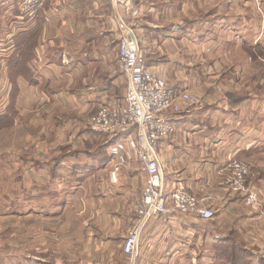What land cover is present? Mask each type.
I'll use <instances>...</instances> for the list:
<instances>
[{"label": "crops", "instance_id": "1", "mask_svg": "<svg viewBox=\"0 0 264 264\" xmlns=\"http://www.w3.org/2000/svg\"><path fill=\"white\" fill-rule=\"evenodd\" d=\"M119 23L170 89L203 98L172 115L157 151L167 191L184 185L216 211L154 217L132 264H226L229 246L264 264V0H128L116 13L46 0L33 19L0 0V36L16 45L0 73V264L130 263L121 245L145 179L132 162L113 184L110 138L87 125L124 102ZM233 161L251 167L259 209L220 185Z\"/></svg>", "mask_w": 264, "mask_h": 264}, {"label": "built area", "instance_id": "2", "mask_svg": "<svg viewBox=\"0 0 264 264\" xmlns=\"http://www.w3.org/2000/svg\"><path fill=\"white\" fill-rule=\"evenodd\" d=\"M16 8L24 17L33 19L46 0H2ZM115 11L128 4V0H110ZM15 31L0 36V73L16 52ZM117 66L126 78L124 102L119 106H100L87 119L93 131L109 136V178L115 184L122 168L135 162L144 176V186L134 212L128 221L121 250L132 264L139 255L140 239L149 222L156 216L168 213L193 215L201 221L215 217V209L205 206L184 185L176 184L167 191L158 144L174 137L176 128L172 115L183 107L202 108L204 101L187 88L178 91L168 87L165 79L146 65L145 55L140 51L134 33L124 23H119ZM3 108L0 105V113ZM251 167L242 161L228 165L220 185L230 194L240 195L243 205L257 210L260 200L253 187L246 182Z\"/></svg>", "mask_w": 264, "mask_h": 264}, {"label": "rangeland", "instance_id": "3", "mask_svg": "<svg viewBox=\"0 0 264 264\" xmlns=\"http://www.w3.org/2000/svg\"><path fill=\"white\" fill-rule=\"evenodd\" d=\"M124 25H125V23H124ZM126 26V25H125ZM127 27V26H126ZM149 59V58H148ZM152 59H155L154 57L152 58ZM151 64H154L155 62L154 61H151L150 62ZM159 64V63H158ZM155 65V64H154ZM157 66H161L162 67V65H157ZM9 67H10V65H7V69H9ZM163 68V67H162ZM166 80V79H165ZM166 83H167V85L168 86H173L174 84H177L176 83V81L175 80H173V79H171V77L168 79V80H166ZM183 83H185V84H187L186 83V81L185 82H183ZM198 96V95H197ZM200 97V96H199ZM202 100H203V98L202 97H200ZM204 101V100H203ZM242 162H244V161H242ZM245 163V162H244ZM247 164V163H246ZM138 170H139V166H138ZM140 173V172H139ZM141 174V173H140ZM142 175V174H141ZM251 176H253V173H252V170H251ZM251 177H249L248 178V180H247V182H246V186L247 187H253L256 191H257V189L255 188V186H253V185H250L249 184V179H250ZM240 241H242V240H240ZM240 245V244H239ZM236 257H238V255L237 254H235L234 252L233 253H231L230 252V254L228 255V257H227V259H226V261L228 262V263H226V264H231V262H233V263H236L237 262V260L236 259H238V258H236Z\"/></svg>", "mask_w": 264, "mask_h": 264}, {"label": "trees", "instance_id": "4", "mask_svg": "<svg viewBox=\"0 0 264 264\" xmlns=\"http://www.w3.org/2000/svg\"><path fill=\"white\" fill-rule=\"evenodd\" d=\"M111 143V142H110ZM109 143V144H110ZM109 144H108V146H109ZM229 250H228V254H227V256H225V258L227 259V257H228V255L230 254V252L231 253H235V254H237L238 255V257H236V258H238V259H236L237 260V262L236 263H233V262H231V264H252L250 261H249V254L247 253V252H240V251H238V250H236L235 248H233V247H230L229 246V248H228ZM216 252H220L219 250H216ZM223 257H224V255H222Z\"/></svg>", "mask_w": 264, "mask_h": 264}]
</instances>
